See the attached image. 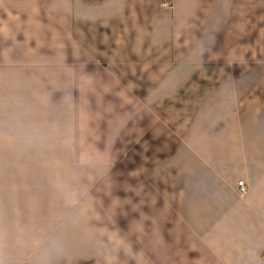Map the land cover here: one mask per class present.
<instances>
[{
    "label": "crops",
    "instance_id": "0c3cea01",
    "mask_svg": "<svg viewBox=\"0 0 264 264\" xmlns=\"http://www.w3.org/2000/svg\"><path fill=\"white\" fill-rule=\"evenodd\" d=\"M207 46L223 53L213 58L226 71L179 72L210 61ZM190 80L202 85L206 115L189 123L195 140L176 141L149 169L143 163L136 256L142 264H264V0H0V177L9 195L29 194L9 206L55 208L58 229L64 208L76 207V184L55 162L65 159L60 147L70 145L74 159H105L107 174L127 129L161 143L162 127L176 122L162 126L157 113L188 94ZM130 110L142 114L130 121ZM41 216L44 224L50 212ZM2 242L0 252L18 253Z\"/></svg>",
    "mask_w": 264,
    "mask_h": 264
},
{
    "label": "rangeland",
    "instance_id": "374dc122",
    "mask_svg": "<svg viewBox=\"0 0 264 264\" xmlns=\"http://www.w3.org/2000/svg\"><path fill=\"white\" fill-rule=\"evenodd\" d=\"M242 41L246 42L244 39ZM203 53L206 54V59L210 58L211 60L207 62L195 61L192 65H187V69L182 68L179 72H187L195 76V73L227 70L224 67L218 69V61L213 58L222 57L221 54L223 53L217 47L213 50L212 47L208 49L207 46ZM183 66L181 65V67ZM170 67L169 71H172L174 65H170ZM168 68L169 64H162L160 70L164 72ZM187 86L190 89L188 94L173 96L171 109L167 106L162 107L161 111L157 113L162 126L168 123V119L176 122V125L171 123L170 127H162L161 143L157 139L153 146L144 140V138L148 139V134L145 135L146 132L145 134L140 133L137 127L127 129L128 135L124 141L114 140L113 165L107 174V166L104 165L105 159L102 161L97 159V161L93 159L84 160L83 158H76V156L74 159L70 145L60 147L59 153L60 155L63 154L62 158L65 157V159L55 162H58L59 169L63 170L64 179H71V184H76V207L64 208V216L61 215L62 218L60 216L58 229H56L55 223V208H44L42 211L35 206L26 209H20L18 206V208L10 207L8 200H13L12 203L16 204L14 201L25 200L29 194L20 192L16 195H9L7 190L8 177H0V181H4L0 182V201L6 203L3 207L0 204V216L2 217L0 218V238L1 242L3 241L1 246L7 248V251L12 248H16L18 251V253H14L15 250H12L11 254H4L6 249L1 250L0 264H142L144 257L139 260V257L136 256L137 236L140 232L137 214L140 209L137 208L135 201L137 199L136 185L138 179L140 181L143 177L146 178L143 172V163L144 168L149 169L153 162H157L153 159L154 157L159 156L160 158L161 153V155H166L174 150L176 141L190 142L194 136L189 134V130L191 133L194 128L190 129L189 123L191 121L198 122L204 119L206 115L203 111L200 112L201 102L208 101L204 93L200 91L202 85L190 80L187 81ZM136 98L129 97V105L133 106L132 104L137 103ZM165 101L169 102L168 99ZM145 112L146 116L152 118L150 114H147V111ZM139 114L130 110L128 119L130 121L135 120ZM30 118L35 120L36 115L31 113ZM124 118L126 117L122 118L120 114L116 115L118 120ZM2 146L7 151V145H0V147ZM56 148L53 146L48 153H54ZM194 149L197 150L198 146L196 145ZM2 151L0 148V152ZM139 152L141 156H139ZM109 160L107 161L110 162ZM2 162L0 161V163ZM35 162L40 164L41 160ZM92 162L102 163L100 165L95 163L94 167L92 166L93 170H90L89 164ZM75 163L76 167L82 165V168H79L80 171H73ZM140 163L142 169L138 168ZM74 173L76 175H73ZM89 185H91L90 190H84L89 189ZM94 186L96 187L92 188ZM36 188H33L32 198L39 200L36 196ZM47 192L50 197L56 194L52 190ZM149 210L151 213L152 210ZM45 211L50 212V216H48V221L42 224L40 222L43 219L41 213L44 214ZM25 212L31 218L28 224L20 222ZM6 215L19 216V222L16 218L17 223L13 220L1 223ZM45 228L47 231L53 230V232L45 235L43 234Z\"/></svg>",
    "mask_w": 264,
    "mask_h": 264
},
{
    "label": "built area",
    "instance_id": "2783aa9c",
    "mask_svg": "<svg viewBox=\"0 0 264 264\" xmlns=\"http://www.w3.org/2000/svg\"><path fill=\"white\" fill-rule=\"evenodd\" d=\"M238 187H239V191H240L241 193L245 192V186H244V184H243L242 181H239V182H238Z\"/></svg>",
    "mask_w": 264,
    "mask_h": 264
}]
</instances>
